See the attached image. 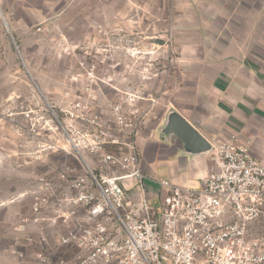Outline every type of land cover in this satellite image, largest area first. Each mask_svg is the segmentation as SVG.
<instances>
[{
	"label": "rangeland",
	"instance_id": "1",
	"mask_svg": "<svg viewBox=\"0 0 264 264\" xmlns=\"http://www.w3.org/2000/svg\"><path fill=\"white\" fill-rule=\"evenodd\" d=\"M68 2L62 17L55 13L45 20L4 8L0 0V210H14L13 215L2 211L0 223L30 213L40 176L58 173L57 184L67 188L86 175L84 160L98 172L90 162L96 156L80 150L83 160L69 137L94 131L107 141H128L114 119L116 104L126 115L136 112L140 131L149 125L159 129L169 110L188 109L197 100L192 82L197 55L184 48L197 43L196 8L184 0ZM93 118L98 126L91 124ZM118 146L127 152V146L110 142L104 148ZM137 146L152 184L170 175L169 165L148 163ZM194 182L186 187L199 190L201 183ZM126 185L129 202L138 207L136 184ZM146 195L160 212L157 193Z\"/></svg>",
	"mask_w": 264,
	"mask_h": 264
},
{
	"label": "built area",
	"instance_id": "2",
	"mask_svg": "<svg viewBox=\"0 0 264 264\" xmlns=\"http://www.w3.org/2000/svg\"><path fill=\"white\" fill-rule=\"evenodd\" d=\"M118 127L128 141H107L102 132L69 137L75 151L95 155L87 173L67 188L56 175L40 176L33 191L29 226L10 251L22 264H264V164L247 145L215 137L210 143L211 168L199 190L161 179L155 193L162 210L150 207L149 180L136 138L141 119L133 110L113 107ZM91 124L98 126L96 119ZM107 142L127 152L105 150ZM114 170H118L115 173ZM60 178H64L61 174ZM133 180L141 203L133 207L126 182ZM154 182V181H152Z\"/></svg>",
	"mask_w": 264,
	"mask_h": 264
},
{
	"label": "crops",
	"instance_id": "3",
	"mask_svg": "<svg viewBox=\"0 0 264 264\" xmlns=\"http://www.w3.org/2000/svg\"><path fill=\"white\" fill-rule=\"evenodd\" d=\"M68 1L1 0L4 8L17 7L23 16L25 10L35 17L44 16L45 20L55 13L62 17V9L70 5ZM184 1L189 8L197 9L193 14L197 32L192 33L197 43L184 46L194 48L197 55L192 81L197 100L188 109H175L208 141L231 138L247 145L251 154L264 163V0ZM55 8L60 10L55 12ZM161 126L156 129L149 125L139 131L137 144L143 159L171 167L170 175L161 179L180 186L195 184L196 180L201 183L211 168L209 153H185L178 140L161 134ZM91 162L94 163L92 159ZM146 185L150 191L159 190L151 180ZM132 206L137 207V203ZM4 210L5 215H13L12 207L0 213ZM22 217L0 223V264H22L10 250L25 234L35 231L32 226L26 231L18 230Z\"/></svg>",
	"mask_w": 264,
	"mask_h": 264
},
{
	"label": "water",
	"instance_id": "4",
	"mask_svg": "<svg viewBox=\"0 0 264 264\" xmlns=\"http://www.w3.org/2000/svg\"><path fill=\"white\" fill-rule=\"evenodd\" d=\"M1 17L7 27L2 14ZM160 132L166 139L172 137V140H178L182 146V150L190 155L207 154L212 149L210 141L201 135L197 129H195L178 111L174 109H171L166 113Z\"/></svg>",
	"mask_w": 264,
	"mask_h": 264
}]
</instances>
